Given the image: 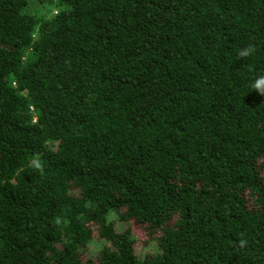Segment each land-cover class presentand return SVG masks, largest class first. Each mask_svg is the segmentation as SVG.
<instances>
[{"label": "trees", "instance_id": "1", "mask_svg": "<svg viewBox=\"0 0 264 264\" xmlns=\"http://www.w3.org/2000/svg\"><path fill=\"white\" fill-rule=\"evenodd\" d=\"M260 74L264 0H0V264H264Z\"/></svg>", "mask_w": 264, "mask_h": 264}, {"label": "rangeland", "instance_id": "2", "mask_svg": "<svg viewBox=\"0 0 264 264\" xmlns=\"http://www.w3.org/2000/svg\"><path fill=\"white\" fill-rule=\"evenodd\" d=\"M112 219L115 220L116 216L111 217V220ZM115 225H116V229L119 231L126 228V226L123 225L121 222H117ZM132 229L133 232H135L136 236L140 234V231H138V229L134 227ZM87 248H88V253H94L95 251L98 250L99 244L97 242H92L89 244ZM135 251L138 256H141L150 252H156L157 248L153 242L146 244V243H142L141 240L138 239V242L135 244Z\"/></svg>", "mask_w": 264, "mask_h": 264}, {"label": "clouds", "instance_id": "3", "mask_svg": "<svg viewBox=\"0 0 264 264\" xmlns=\"http://www.w3.org/2000/svg\"><path fill=\"white\" fill-rule=\"evenodd\" d=\"M256 51L254 45H248L245 48L238 49L237 55L238 58H248ZM252 87L258 92L261 96H264V74L258 75L252 83ZM247 244V241L244 239H240L239 246L244 248Z\"/></svg>", "mask_w": 264, "mask_h": 264}]
</instances>
